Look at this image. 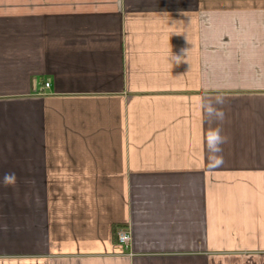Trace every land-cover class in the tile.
Wrapping results in <instances>:
<instances>
[{
    "label": "crops",
    "instance_id": "0c3cea01",
    "mask_svg": "<svg viewBox=\"0 0 264 264\" xmlns=\"http://www.w3.org/2000/svg\"><path fill=\"white\" fill-rule=\"evenodd\" d=\"M0 264H264V0H0Z\"/></svg>",
    "mask_w": 264,
    "mask_h": 264
},
{
    "label": "clouds",
    "instance_id": "9594fccd",
    "mask_svg": "<svg viewBox=\"0 0 264 264\" xmlns=\"http://www.w3.org/2000/svg\"><path fill=\"white\" fill-rule=\"evenodd\" d=\"M186 51V48H183L178 53L172 52L175 65H180L182 62H185L184 56L186 55ZM223 103V98L217 97L214 102H201L200 107L209 120L222 122L225 118V113L218 105H223ZM204 139L210 154V162L215 164L223 163V157L220 154L223 152L222 145L227 142V137L222 135V128H209L205 133ZM2 182L4 186L14 185L16 183V174L14 172L5 173L2 177Z\"/></svg>",
    "mask_w": 264,
    "mask_h": 264
},
{
    "label": "built area",
    "instance_id": "2783aa9c",
    "mask_svg": "<svg viewBox=\"0 0 264 264\" xmlns=\"http://www.w3.org/2000/svg\"><path fill=\"white\" fill-rule=\"evenodd\" d=\"M45 86H48V83L44 84ZM130 240V233L129 231L125 230V229H121L117 232V241L120 245L122 246H127L128 242Z\"/></svg>",
    "mask_w": 264,
    "mask_h": 264
}]
</instances>
